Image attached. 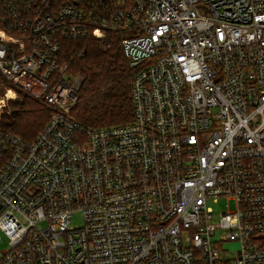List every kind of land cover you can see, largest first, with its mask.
<instances>
[{
	"label": "built area",
	"instance_id": "2783aa9c",
	"mask_svg": "<svg viewBox=\"0 0 264 264\" xmlns=\"http://www.w3.org/2000/svg\"><path fill=\"white\" fill-rule=\"evenodd\" d=\"M110 33L134 117L90 128L63 42ZM0 74L52 111L0 123V264H264V0H0Z\"/></svg>",
	"mask_w": 264,
	"mask_h": 264
},
{
	"label": "trees",
	"instance_id": "16d2710c",
	"mask_svg": "<svg viewBox=\"0 0 264 264\" xmlns=\"http://www.w3.org/2000/svg\"><path fill=\"white\" fill-rule=\"evenodd\" d=\"M120 40V33H110L102 40L90 36L63 42V57L69 62L71 75L82 78L79 100L72 111L84 124L103 127L134 117L133 70ZM1 81L4 83L0 74ZM10 107L0 116V123L26 141H34L52 115L51 110L30 98L12 101Z\"/></svg>",
	"mask_w": 264,
	"mask_h": 264
},
{
	"label": "rangeland",
	"instance_id": "374dc122",
	"mask_svg": "<svg viewBox=\"0 0 264 264\" xmlns=\"http://www.w3.org/2000/svg\"><path fill=\"white\" fill-rule=\"evenodd\" d=\"M108 35L109 34H107L106 36H104L102 38H96V37H94V38L97 39V40H102V39L107 38ZM120 36H121V34H120ZM73 77H75V76H73ZM75 78H77L78 81H80V82L82 81V78L80 76L79 77H75ZM0 85H1V87H0V97H1L3 95V93H4V91H5V83H3V81H1ZM24 97L29 99V97H27L24 93L19 92L16 99H12V100L8 101L7 105L0 109V116L5 114L7 111L8 112L10 111V108H11L10 106H11V102L12 101L23 100V99H25ZM77 102H76V104H77ZM42 106L44 108L48 109L46 106H44V105H42ZM72 115L75 117V115L73 114V111H72ZM75 118L77 119V117H75ZM78 120H80V119H78ZM84 125H86L87 127H90V128H100V127H97V126L95 127V126H92V125L86 124V123ZM113 125H117V124H111V125H105V126H113ZM209 205L214 208L215 214L218 215V216H221L222 212L226 211L229 208L227 206V200L226 199H221L218 203H216L214 201H210ZM230 206H231L230 207L231 209L235 208V202H231ZM83 224L84 223H83V215H82V213L81 212H76L74 214V216H73L72 221H71V225L74 226L75 228H79V227H82ZM7 247H8L7 240L3 239L0 242V251L7 249ZM235 250H236V248H231L230 255H229L230 257L235 255Z\"/></svg>",
	"mask_w": 264,
	"mask_h": 264
}]
</instances>
